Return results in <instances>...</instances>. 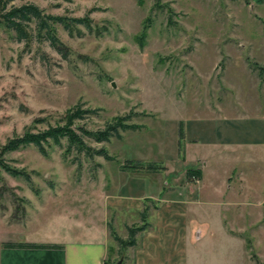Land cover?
I'll return each instance as SVG.
<instances>
[{
	"label": "rangeland",
	"instance_id": "1",
	"mask_svg": "<svg viewBox=\"0 0 264 264\" xmlns=\"http://www.w3.org/2000/svg\"><path fill=\"white\" fill-rule=\"evenodd\" d=\"M250 1L9 4L8 10L34 4L46 15L88 18L92 31L56 26L65 59L38 38L34 23L29 42L0 23V248L56 234L70 239L77 224L59 225L60 215L88 221L114 200L142 198V210L152 215L172 192L198 185L185 158L195 137L197 155L214 171L199 194L204 204L190 207L188 221L201 228L188 244V264H264V15ZM78 105L97 113L77 126L98 131L135 114L128 124L140 128L110 142L85 139L113 161L66 154V140L47 148V156L35 146L5 152L29 131L63 125ZM212 141L223 143L221 152ZM136 162L156 169L132 171ZM107 217V264H132L134 248L120 247L113 233L126 240L129 227L142 225L140 211L109 209Z\"/></svg>",
	"mask_w": 264,
	"mask_h": 264
},
{
	"label": "crops",
	"instance_id": "2",
	"mask_svg": "<svg viewBox=\"0 0 264 264\" xmlns=\"http://www.w3.org/2000/svg\"><path fill=\"white\" fill-rule=\"evenodd\" d=\"M257 3L260 4V7L255 6L251 2L253 6L258 8L262 18L264 15V0H259ZM262 20L264 19L262 18ZM212 142L216 152H221L223 143ZM200 144L197 138L192 137L190 142L185 145L188 171L195 172L194 174L199 176L198 185L193 189V187H189L190 184H187L188 187L185 192H172L159 204L154 213L149 216L150 222L151 216L155 215V223L150 222L151 227L141 234L137 246L133 247L132 264H188V244L194 232L199 234L201 228V225L194 223V221L192 223L188 221L190 207L192 205L199 206L201 203L204 204V201H199V194L205 189L203 184L205 183L204 178L207 172H211V169L214 171L209 159L207 160V158L197 155L196 149H198ZM205 159L206 162L203 163V168H197L200 164L199 162ZM196 161L197 163H195ZM187 174L186 177H188ZM229 204L234 205L232 202ZM118 208L125 211H140L141 213L143 211L142 198L131 197L124 198V201L114 200L110 203L107 202L102 210L103 216L97 217L96 213L91 211L88 221L60 215L59 225L68 223L71 220L77 224L78 228L69 232L72 235L68 234L70 239H60V236L56 234L58 236L52 235L50 239H45V241L11 242L38 245L51 244L59 246L58 249L1 247L0 264H106L109 253L107 215L109 209Z\"/></svg>",
	"mask_w": 264,
	"mask_h": 264
},
{
	"label": "trees",
	"instance_id": "3",
	"mask_svg": "<svg viewBox=\"0 0 264 264\" xmlns=\"http://www.w3.org/2000/svg\"><path fill=\"white\" fill-rule=\"evenodd\" d=\"M14 0H0V23L9 31L15 32L19 41L29 42L32 38L30 33L31 23L35 24V29L38 38L43 41L47 40L50 45L63 57L68 58V51L65 45L57 37V25L63 26V28L70 33L73 26H85L92 31V22L86 19H69L63 17H56L46 15L38 6L34 4H26L19 7L12 6L8 10L9 4ZM142 4L144 0H137ZM144 37L140 39L141 47L143 48ZM263 76V72H261ZM97 110L82 109L81 105H78L70 109L63 118V125L57 124L55 126L49 125L47 129L37 132L29 131L25 136L18 139L15 143L5 149V152L14 151L19 148H26L29 146H35L38 148L41 154L48 155L47 148L51 146H62V141L68 142L66 154L76 151L78 154L86 155L93 158L95 156L103 157L108 161H113V158L109 155L105 148L95 150L88 146L85 139L94 140L97 143L110 142L113 138L121 139V132L129 130L139 129L140 126L134 124H128L135 114H129L127 116H117L113 121L108 122L106 127L102 130L92 131L86 127L77 126V123L84 121L91 115H95ZM127 167V166H124ZM129 167V166H128ZM132 171L147 170L154 172L156 166L149 164L144 166L141 163H134L129 167ZM125 169V168H123ZM149 210L145 208L140 213V220L142 225L132 226L128 228V238L126 240L119 237L116 233H113L115 241L122 248L137 246V236L140 233L147 231L151 224L149 222ZM5 248H28V249H58L59 246L51 244H30V243H6L3 245ZM107 264V262H106Z\"/></svg>",
	"mask_w": 264,
	"mask_h": 264
}]
</instances>
